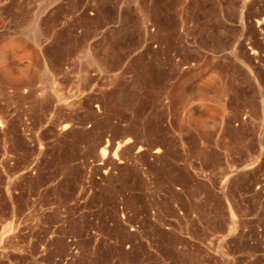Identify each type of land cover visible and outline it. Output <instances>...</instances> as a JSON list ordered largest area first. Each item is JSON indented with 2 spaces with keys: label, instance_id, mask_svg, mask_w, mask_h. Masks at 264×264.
Returning <instances> with one entry per match:
<instances>
[{
  "label": "rangeland",
  "instance_id": "1",
  "mask_svg": "<svg viewBox=\"0 0 264 264\" xmlns=\"http://www.w3.org/2000/svg\"><path fill=\"white\" fill-rule=\"evenodd\" d=\"M0 264H264V0H0Z\"/></svg>",
  "mask_w": 264,
  "mask_h": 264
}]
</instances>
